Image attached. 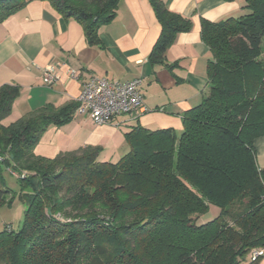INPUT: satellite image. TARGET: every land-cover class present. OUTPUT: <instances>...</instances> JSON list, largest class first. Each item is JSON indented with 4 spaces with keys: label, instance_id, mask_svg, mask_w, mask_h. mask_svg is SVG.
I'll list each match as a JSON object with an SVG mask.
<instances>
[{
    "label": "trees",
    "instance_id": "1",
    "mask_svg": "<svg viewBox=\"0 0 264 264\" xmlns=\"http://www.w3.org/2000/svg\"><path fill=\"white\" fill-rule=\"evenodd\" d=\"M29 1L0 0V22ZM49 1L100 46L99 30L120 0ZM149 1L162 28L149 58L170 66L167 50L192 22L163 0ZM242 1L239 17L202 19L208 89L183 112L182 131L134 126L117 161L100 160L97 146L35 154L49 126L72 120L77 101L4 124L20 88L0 86V207L15 197L25 206L17 230H0V264H244L264 248V168L255 146L264 135V0ZM6 169L17 175V191ZM211 205L218 214L199 223L193 215Z\"/></svg>",
    "mask_w": 264,
    "mask_h": 264
},
{
    "label": "crops",
    "instance_id": "2",
    "mask_svg": "<svg viewBox=\"0 0 264 264\" xmlns=\"http://www.w3.org/2000/svg\"><path fill=\"white\" fill-rule=\"evenodd\" d=\"M163 1L192 22L191 29L179 32L168 48L165 61L170 66L154 64L149 58L162 29L149 0H120L116 16L99 30L100 46L89 44L82 25L60 13L49 0H31L0 22V86L20 88L6 117L8 123L47 104L62 107L75 102L82 82L93 75L142 81L141 110L104 124L75 111L70 122L48 127L35 154L55 157L97 146L100 160L114 162L129 151L125 134L134 126L182 131L183 112L199 104L208 89L211 54L201 38L202 19L221 21L246 11L242 0ZM48 66L58 72L53 85L44 77ZM5 119L2 123L8 124ZM255 146L258 165L264 168V135L255 140ZM255 264H264V255Z\"/></svg>",
    "mask_w": 264,
    "mask_h": 264
},
{
    "label": "built area",
    "instance_id": "3",
    "mask_svg": "<svg viewBox=\"0 0 264 264\" xmlns=\"http://www.w3.org/2000/svg\"><path fill=\"white\" fill-rule=\"evenodd\" d=\"M71 76L75 77L76 72L72 71ZM44 77L48 85H53L58 79L57 69L50 66L44 68ZM141 82L140 78L120 81L93 75L82 82L75 111L88 115L95 123L104 124L119 115L141 110L144 107ZM263 255L264 248H255L249 258L256 261Z\"/></svg>",
    "mask_w": 264,
    "mask_h": 264
},
{
    "label": "rangeland",
    "instance_id": "4",
    "mask_svg": "<svg viewBox=\"0 0 264 264\" xmlns=\"http://www.w3.org/2000/svg\"><path fill=\"white\" fill-rule=\"evenodd\" d=\"M264 48V42H263ZM9 118V117H8ZM8 118L5 119V122L8 123ZM6 184L10 187L13 191H17L19 189V182L17 180V175L11 172L9 169L4 170L3 172ZM24 205L15 197L10 205L6 204L0 207V230L4 229L6 225H11L14 230H17L23 220L24 216ZM219 212V208L215 205H211L209 211L204 215L198 217V215H193L196 218H199V223L205 221L207 219H212L215 217ZM249 262V258L247 261H244V264Z\"/></svg>",
    "mask_w": 264,
    "mask_h": 264
}]
</instances>
